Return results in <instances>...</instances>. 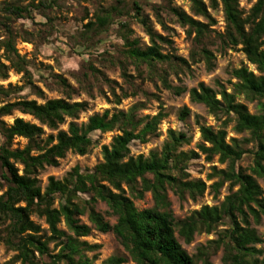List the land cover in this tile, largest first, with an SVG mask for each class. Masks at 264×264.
I'll return each instance as SVG.
<instances>
[{
	"label": "trees",
	"instance_id": "trees-1",
	"mask_svg": "<svg viewBox=\"0 0 264 264\" xmlns=\"http://www.w3.org/2000/svg\"><path fill=\"white\" fill-rule=\"evenodd\" d=\"M142 1L148 4L147 0ZM188 1L190 15L169 3L150 6L162 29L166 27L160 11H166L172 22L185 29L192 42L188 60L161 52V45L171 42L153 30L138 0L132 5V20L141 25L149 45L140 47L137 39L129 40L128 24L120 23V36L126 50L121 58L110 56L108 65L102 67L118 69L125 84L131 85L132 77L127 74V68L133 66L138 76L144 73L148 80L157 78L160 86L175 96L187 92L192 103L203 105L216 119L225 116L218 130L196 121L201 140L198 152L179 151L188 144L189 138L183 132L167 130V140L159 152L151 151L146 157L130 155L132 142L146 144L159 136L158 126L166 116L159 111L153 116L138 117V111L144 108L142 102L126 111L95 113L86 123L77 124L75 121L87 110L88 104L72 102L73 95L80 91L90 94V78L93 83H110L104 73L91 64L87 65L81 79H75L76 88L61 75L52 76V86L63 97L45 100L42 104L22 97L8 101L21 87H0V244L14 253L4 264H94L97 254L87 257L86 253L97 252L99 246L82 240L89 238L92 228L101 234L111 233L126 254L110 256L101 264H210V258L219 250L222 264H264V254L256 248L261 239L255 229L260 223L264 226L263 189L257 181H264V0H256L247 13L239 8L237 0H219L224 19L221 34L211 29L215 21L208 12L209 8L215 10L218 7L217 1L209 0L208 5L202 0ZM57 4L58 0H40L32 6L44 11L56 8ZM120 4L121 1L116 0L109 9L99 8L94 21H87L83 27L85 36L93 32L97 37L113 25L115 19L123 17ZM29 10L17 3L0 2V50L6 62L0 59V80L7 79L9 71L21 74L30 94L44 99V93L34 84L28 69L30 62L19 55L14 44L18 38L22 42H31L34 36L31 33L26 37L12 28L13 20L32 19ZM45 19V23L39 24L41 27L49 21L47 16ZM40 30L36 31L38 36ZM212 33L220 51L240 46L257 75L243 66L232 69L230 76L234 82L228 81L231 92L221 84L214 90L199 83L188 91L170 85L168 76L177 77L190 64L204 62L207 69H211L214 55L208 44L215 43L210 38ZM52 86L44 85L45 88ZM110 90L116 105L127 97L126 92L118 96ZM240 96L249 103L255 102L259 113L250 114L244 104L237 102ZM15 111L32 117L38 124L14 118L7 125L3 118L12 116ZM187 116L188 110L182 108L180 119ZM64 123L66 130H59ZM229 123L234 124L236 134L247 133V138L227 141L223 128ZM43 127L55 135L49 134L42 139ZM112 131L118 134L109 145L101 147L102 162L86 171L75 166L61 180L49 177L46 187L41 190L37 180L41 170L57 167L59 159L68 152L84 156L92 144L91 134ZM17 138L25 140L22 148H12ZM200 155L207 162L217 157L218 163L225 166L211 169L207 180H217L208 186L202 180L188 177L190 162L199 159ZM241 161L247 163L246 169L238 166ZM225 184L228 194L218 206L206 204L183 219L174 217L168 191L180 201L196 202L207 189L216 196ZM146 193L151 195L152 207L137 210L133 200L142 199ZM81 195L88 199L83 200ZM97 201L105 204L103 212L95 210ZM32 215L43 218L48 235L32 221ZM82 216H86L92 227L80 222ZM107 218L114 222L110 223ZM61 223L64 229L59 228ZM223 223L227 228L219 232L216 239L197 247L192 256L179 244V240L190 243L196 234H210ZM49 244H53L52 250Z\"/></svg>",
	"mask_w": 264,
	"mask_h": 264
},
{
	"label": "rangeland",
	"instance_id": "rangeland-1",
	"mask_svg": "<svg viewBox=\"0 0 264 264\" xmlns=\"http://www.w3.org/2000/svg\"><path fill=\"white\" fill-rule=\"evenodd\" d=\"M17 3L18 5L25 6L31 12L32 19H18L13 20L12 28L15 32H19L26 37L27 34H34L31 42H22L21 39L15 41V48L19 55L24 56L29 62L28 68L32 74L34 84L41 89L44 93V99H39L30 94L29 89L25 86V80L21 78V74H16L13 71L8 72V77L5 80H0V87L7 88L8 85L12 87H21V90L17 93H13L8 101H14L16 98H25L27 100H35L38 104H42L45 100H53L62 98L63 95L59 90H56L52 86V76L61 75L68 84L73 88L77 87L76 78L81 79V74L86 70L87 65L91 64L95 69L104 73L106 78L110 81L108 84L93 83L90 78L91 93L80 91L79 94L73 95L72 102H86L88 108L85 112L80 113L78 119L75 121L77 124L86 123L89 116L97 113L101 114L103 111L108 110L110 113L121 110L126 111L132 107L135 103L142 102L144 108L137 113L138 117L146 115L153 116L157 112L162 111L165 113V118L158 126V137H153L146 144H141L137 141L130 144V155H143L147 156L149 152H159L163 143L167 140V130L180 131L187 135L189 138L188 144L179 148V151L198 152L197 146L201 143L200 135L198 132V126L196 121L205 126H209L213 130L221 128V123L225 119V116H221L220 119H216L213 115L209 114L207 109L201 105L192 103L189 100L188 93L185 92L180 96H175L170 90L164 89L160 86V82L157 78L148 80L147 75L142 73V76H138L133 66L127 68V74L131 75V85L125 84L120 77V72L116 68H103L102 65H108L110 56L113 58H121V54L126 50L124 40L121 38L120 23H127L130 29L128 35L129 40L137 39L140 47L149 45L148 37L145 35L142 27L133 18L132 5L133 2L138 0H120L121 4L119 9L123 13V17L115 19L114 24L111 25L104 33L95 37L91 32L88 37L85 36L84 25L87 21H94V15L99 8L109 9L113 6L116 0H58V6L52 10L33 9L32 5L38 4L40 0H0V2ZM143 5V15L149 20V23L153 27V30L166 37L171 44H162L161 52L163 54L171 53L172 55L181 57L188 60V55L192 48L191 38H188L185 34V29L181 28L177 23L171 21L172 17L166 13V11H160L159 14L163 19L166 29H162L155 20V14L151 9V5H167L179 8L186 14L190 15V2L188 0H147L148 4H144V1L139 0ZM170 1V2H169ZM206 5L209 4V0H202ZM218 7L215 10L208 9L209 14L215 21V25L211 28L215 33L221 34L224 31V19L219 0H216ZM239 8L245 13L251 8L256 0H237ZM48 17L47 23L44 27H41L40 23L46 22V16ZM202 20L201 18H196ZM40 30V37L36 31ZM215 34H211V39L215 43L208 44V49L213 53L214 59L212 60L211 69H207L204 62L196 64H190L188 69H183L179 72L178 76L170 74L167 81L172 86L184 87L187 91L191 88H195L199 83L204 84L214 90H218V84L223 85L227 92H231V86L228 81L234 82L231 79L230 72L232 69L239 67H246L249 71H252L257 75L253 65H250L244 54L240 51V46L235 48H227L224 51H220V46L217 41L214 40ZM0 39H2V30H0ZM217 42V43H216ZM108 53V54H107ZM101 56L103 58H101ZM112 58V59H113ZM0 59L2 62V51L0 50ZM6 64V62H4ZM179 79V80H178ZM44 83V84H43ZM44 85H48L51 88H45ZM113 89L116 95H120L122 92H126L127 97L122 99L120 104L116 105L113 101L112 92ZM101 91V92H100ZM237 102L246 106L247 111L250 114H258V108L256 103H249L243 99V97H237ZM182 108L188 110V116L181 120L179 112ZM14 118H21L28 123L38 124L36 120L28 115H22L19 112H14L12 116L3 118V121L9 125ZM68 121V120H67ZM66 121V123H67ZM59 126V130H66L67 124ZM233 123L227 124L223 129L226 132V140L230 138H247L248 134H236L233 131ZM44 139L47 135L53 134L47 128L43 127ZM118 132H95L90 135L91 146L89 151L84 156H78L74 153L68 152L64 158L59 159L57 167H45L41 170L37 176L38 186L43 190L47 185L49 177H53L55 180H61L73 167L78 166L81 171L92 170L97 164L102 162L101 147L103 145H109L114 136ZM25 145V140L17 138L12 143V148H22ZM238 166L242 169H246L248 166L245 161L238 163ZM223 169L224 165L218 163L217 157H213L210 162L205 161L204 156L200 155L199 159L190 162L188 166L189 179H199L210 185L217 179L207 180V175L211 173L212 168ZM248 173V171H246ZM259 186L263 189L262 197L264 198V181L257 180ZM236 188H234L235 190ZM228 194L227 184H225L216 196L209 193L207 189L204 195L196 202H192L189 199L180 201L171 191L167 192V197L171 203V210L176 219H183L188 216L191 211L199 209L201 206H218L223 198ZM83 200H87L88 197L81 195ZM152 198L150 193L144 194L140 200H133V204L137 210H143L152 207ZM95 210L103 212L106 209L104 203L100 201L95 202ZM32 221L40 226L43 234L48 235L47 226L43 218H38L35 215L31 216ZM110 223H113L112 218H107ZM80 222L90 227L91 224L87 220L86 216L80 217ZM255 226L254 224H252ZM60 229H64L63 224L59 225ZM227 228V224L223 223L218 226L210 234H196L193 240L184 244L182 240H179V244L190 256L194 255L196 248L204 246L207 241L216 239L219 232ZM258 236L261 239V243L256 248L262 251L264 254V226L263 223L255 226ZM83 241L91 244L98 245L99 250L97 252L86 253L87 257H92L97 254V259L94 264H101L110 256H126L123 249L115 241L111 233L101 234L95 231L93 228L89 238H83ZM49 249H53V244H49ZM13 252L8 251L2 244H0V264L7 262L12 256ZM221 250H219L214 256L210 258V264H222L220 262Z\"/></svg>",
	"mask_w": 264,
	"mask_h": 264
}]
</instances>
